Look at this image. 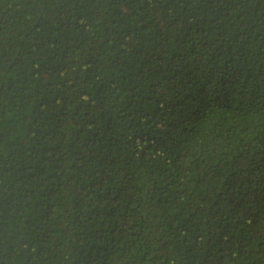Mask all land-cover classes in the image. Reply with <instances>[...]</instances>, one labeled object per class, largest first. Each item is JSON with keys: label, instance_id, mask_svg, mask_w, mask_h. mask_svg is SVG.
Instances as JSON below:
<instances>
[{"label": "trees", "instance_id": "trees-1", "mask_svg": "<svg viewBox=\"0 0 264 264\" xmlns=\"http://www.w3.org/2000/svg\"><path fill=\"white\" fill-rule=\"evenodd\" d=\"M0 264H264V0H0Z\"/></svg>", "mask_w": 264, "mask_h": 264}]
</instances>
